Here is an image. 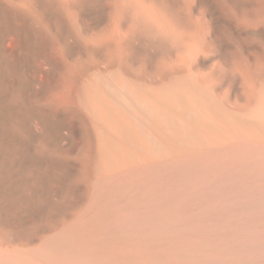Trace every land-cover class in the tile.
I'll return each instance as SVG.
<instances>
[{"label":"bare ground","instance_id":"1","mask_svg":"<svg viewBox=\"0 0 264 264\" xmlns=\"http://www.w3.org/2000/svg\"><path fill=\"white\" fill-rule=\"evenodd\" d=\"M100 1L0 0V264H264V0H106L82 38ZM11 13L116 49L33 88Z\"/></svg>","mask_w":264,"mask_h":264},{"label":"rangeland","instance_id":"2","mask_svg":"<svg viewBox=\"0 0 264 264\" xmlns=\"http://www.w3.org/2000/svg\"><path fill=\"white\" fill-rule=\"evenodd\" d=\"M16 1V0H15ZM34 1V0H33ZM42 1H44V0H42ZM108 1V0H107ZM106 0H101L100 1V4H101V9H100V12H99V16H97V20L98 21H96V23L95 24H93V25H91V24H89L88 25V23L86 22V24H85V20L82 18V16H81V13L80 14H78V19L80 20V21H78V30L77 31H79V32H77L78 33V35L79 36H81L82 38L83 37H88V35H89V37H91V36H93V35H96L97 33H101L102 32V30H104L105 29V26H106V28H109V26L108 25H110L112 22H113V20L111 21L110 19H109V13H108V11H110V9H108L107 8V6H105L107 3ZM163 1H165V0H163ZM246 2H248V3H251V0H247ZM108 6H110L109 4H107ZM177 5V4H176ZM31 7H32V4H31ZM178 7V6H177ZM34 8V7H33ZM83 8V7H82ZM176 9H179V8H176ZM246 9V8H245ZM83 10V9H82ZM81 10V11H82ZM179 12V13H178ZM181 12V13H180ZM183 10H179V11H177V18H182L183 17ZM101 13V14H100ZM107 13H108V15H107ZM260 13H262V10L260 11ZM16 14V13H15ZM18 14V15H17ZM16 15H14V13H11V14H9L10 16H12V18L10 17V20L12 19V21H11V29L12 30H10V31H12L11 33H10V31H8L5 35H8L7 37H6V40H5V43H4V47L2 46V50H1V54L2 55H5V56H7L8 58H10V59H17V57L19 56V58H23V59H20V60H23V62H27L26 64H25V66L24 67H26V68H24V72H23V74H22V77H23V80H24V82L25 83H27L28 85H30V86H32L33 88H36V85L35 84H37V82H38V78L40 77L39 75H43L44 76V72H45V74L47 75H45L44 76V79L45 80H43V81H45V82H47L46 84H48V85H55L56 83H58V81H59V83H62V84H64V83H66L65 85H68V80L66 79V80H64V79H59V77L58 78H56L55 76H53V75H55V74H53V73H55L56 71H63V69H66L67 67L68 68H75V69H77V68H79V66L80 67H82V65L84 66H86V64L87 65H89V61L92 59V60H94V61H92V62H94V63H101L102 61H104L105 60V58H104V56H105V53L106 54H110V52H111V49H112V52H114L115 51V46L113 45V46H111V45H108V47L110 48V50H109V48L107 49V46L105 47H103V48H101V49H104V51L103 52H101L102 50L100 49V48H95V47H85L83 50L81 49V50H79L80 48L79 47H74V51L73 50H71L72 49V45H70L71 43L70 42H68V40H67V38L66 37H62V36H60V34H59V32L57 31V28L54 26V23H51V22H53V21H60V18L57 16V15H55V16H53V18L54 19H52V20H49V19H47V16L46 17H44V19H41L40 17H38L37 18V15H33V17L35 18L34 20H33V17H27L26 16V14L24 15V13H22L24 16H22V14H19V13H17ZM31 14V13H30ZM180 14H182V16L180 15ZM20 15V16H19ZM179 15H180V17H179ZM14 16V17H13ZM22 16V17H21ZM30 16H32V15H30ZM105 16H107V17H105ZM16 17V18H15ZM26 17V18H25ZM14 18V19H13ZM43 18V17H42ZM56 18V19H55ZM81 18V19H80ZM99 18V19H98ZM121 18H122V20L124 21V22H122V20H121V23H124V24H127L128 25V22L129 23H131V21H129V19H128V16L126 15V13L125 12H123V14L121 15ZM180 18V19H181ZM16 19V20H15ZM34 22H36L35 20H37V22H39L38 24H34L33 25V21ZM39 19H41V20H39ZM84 21H83V20ZM109 19V21L108 22H106L107 20ZM31 20V22H29ZM43 20V21H42ZM45 21V22H44ZM46 21H47V23H46ZM104 21V22H103ZM127 21V22H126ZM16 22H17V24H16ZM33 22V23H32ZM40 22H42V23H40ZM135 22H136V20H134V25H135V27H136V29L139 27V28H141V24H139V26L137 27V25H138V23L139 22H136L137 24H135ZM32 23V24H31ZM81 23V24H80ZM18 25V26H17ZM21 25V26H20ZM38 25V26H37ZM44 25H46V26H44ZM104 25V26H103ZM37 26V27H36ZM51 26V27H50ZM100 26V27H99ZM38 27H40V28H38ZM80 27V28H79ZM98 27V28H97ZM102 27H104V28H102ZM14 28V29H13ZM24 28V29H23ZM28 29V30H27ZM34 29V30H33ZM46 29V30H45ZM80 29V30H79ZM95 29V30H94ZM102 29V30H101ZM142 29V28H141ZM18 30H19V32H21V33H19L18 32ZM137 30H140V29H137ZM14 31V32H13ZM22 31L24 32V31H28V33H31V34H35V33H38L39 35H40V40L38 39L37 40V43L34 45V47L28 52L27 50H25V43L24 42H22V41H24L23 40V33H22ZM80 32H82V33H80ZM15 34V35H14ZM55 34V35H54ZM93 34V35H92ZM227 34L229 35V36H232L233 35V33H232V30H231V28H229L228 27V32H227ZM251 34H253V33H251ZM262 34H264V31H262V32H260V33H255V35H262ZM17 35V36H16ZM84 35V36H83ZM33 36V35H32ZM140 36H142V37H140ZM139 36V38H138V40L136 41V44L138 43L139 44V46L138 45H136V49L138 50L139 49V51H146V50H144V49H147L148 51H154L155 49L156 50H160V49H162L163 48V46L165 45L164 44V42L162 41V39H159V38H155V39H151V37H153V36H151V37H147V36H143V35H140ZM33 37H35V36H33ZM148 39H147V38ZM21 38H22V40H21ZM64 38H66V39H64ZM154 38V37H153ZM159 40H161V41H159ZM120 43H122V42H120ZM124 43V42H123ZM163 44V45H162ZM70 45V46H69ZM101 45H105L104 43H102ZM100 45V46H101ZM122 46H125L124 44H122ZM159 46V47H158ZM102 47V46H101ZM148 47V48H147ZM161 47V48H160ZM165 47V46H164ZM21 48H24V50L23 49H21ZM79 48V49H78ZM87 48V50L86 51H84L85 49ZM153 48H154V50H153ZM19 49V50H18ZM78 49V50H77ZM99 49V50H98ZM150 49V50H149ZM21 50V51H20ZM36 50V51H35ZM69 50V51H68ZM107 50V51H106ZM110 52H109V51ZM155 50V51H156ZM16 51V52H15ZM24 51V52H23ZM80 51V52H79ZM91 51V52H90ZM99 51V52H98ZM33 52V53H32ZM38 52V53H37ZM41 52V53H40ZM89 52V53H88ZM105 52V53H104ZM111 52V53H112ZM19 53V54H18ZM21 53V54H20ZM23 53V54H22ZM27 53V54H26ZM73 53V54H72ZM41 54V55H40ZM85 54H87L86 56H85ZM18 55V56H17ZM22 55V56H21ZM33 55H35L34 57L31 56ZM17 56V57H16ZM93 56V57H92ZM103 56V57H102ZM13 57V58H12ZM15 57V58H14ZM92 57V58H91ZM29 60H28V59ZM88 58V59H87ZM31 59V60H30ZM85 59H87V60H85ZM90 59V60H89ZM99 59V60H98ZM28 60V61H27ZM101 60V61H100ZM97 61V62H96ZM81 64H80V63ZM82 62H83V64H82ZM29 63V64H28ZM84 63H86V64H84ZM79 65V66H78ZM28 66V67H27ZM72 66V67H71ZM86 67H89V66H86ZM45 68H49V69H52V70H50V71H48L49 69H46V71H45ZM53 68H56V69H53ZM67 68V69H68ZM44 69V70H43ZM58 69V70H57ZM41 70V71H40ZM53 70H55V71H53ZM42 71H44L43 72V74H40V73H42ZM38 72H39V75H36V74H38ZM48 74H47V73ZM49 72L51 73V74H49ZM50 75H52V76H50ZM30 77V78H28V77ZM32 76V77H31ZM37 76V77H36ZM39 76V77H38ZM36 77V78H35ZM51 77V78H50ZM48 78L50 79V80H48ZM54 80H53V79ZM33 79H35V80H33ZM54 81V82H52V80ZM36 80H37V82H36ZM50 81V84L48 83V81ZM60 80H62V81H60ZM28 81V82H27ZM35 81V82H34ZM31 82V83H30ZM64 82V83H63ZM12 85V84H11ZM34 85V86H33ZM48 85H46V86H48ZM53 86H51V87H53ZM34 98V97H33ZM0 122H1V120H0ZM1 124V123H0ZM0 230H2L1 228H0ZM16 230H18V227L16 228Z\"/></svg>","mask_w":264,"mask_h":264}]
</instances>
